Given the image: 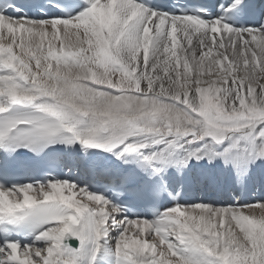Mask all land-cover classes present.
Wrapping results in <instances>:
<instances>
[{"label":"snow or ice","instance_id":"1","mask_svg":"<svg viewBox=\"0 0 264 264\" xmlns=\"http://www.w3.org/2000/svg\"><path fill=\"white\" fill-rule=\"evenodd\" d=\"M0 264H264V0H0Z\"/></svg>","mask_w":264,"mask_h":264}]
</instances>
